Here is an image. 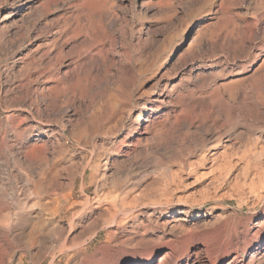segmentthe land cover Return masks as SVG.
Segmentation results:
<instances>
[{
  "label": "rangeland",
  "instance_id": "374dc122",
  "mask_svg": "<svg viewBox=\"0 0 264 264\" xmlns=\"http://www.w3.org/2000/svg\"><path fill=\"white\" fill-rule=\"evenodd\" d=\"M0 198V264H264V0H0Z\"/></svg>",
  "mask_w": 264,
  "mask_h": 264
},
{
  "label": "bare ground",
  "instance_id": "6f19581e",
  "mask_svg": "<svg viewBox=\"0 0 264 264\" xmlns=\"http://www.w3.org/2000/svg\"><path fill=\"white\" fill-rule=\"evenodd\" d=\"M58 34V33H57ZM56 39H53L52 41H51V43H52V45H54L55 43H56ZM50 54V53H49ZM63 58V55H62V53H61V51H59V52H57L56 54H55V56L52 58V59H50L49 60V63H48V69L50 70L53 66H54V64L56 63V62H59L61 59ZM52 90H54L55 91V87L54 88H52ZM51 90V91H52ZM57 90V89H56ZM50 92V91H49ZM57 92H59V91H57ZM61 92V91H60ZM51 93H53V92H51ZM56 100H57V98L56 99H52L50 102V105H51V107H53V106H55V104L57 103L56 102ZM5 135V134H4ZM7 135V134H6ZM31 156H32V152H30V151H27L26 152V155H25V160L26 161H28V160H30L31 159ZM13 163L14 162H16V160H13L12 161ZM17 164V163H16ZM18 165V164H17ZM87 166V165H86ZM41 182H43V181H41ZM38 184V183H37ZM40 184V183H39ZM38 184V185H39ZM35 186H36V184H34ZM71 185V184H70ZM41 186V185H40ZM42 186H45V185H42ZM38 187V186H37ZM46 187V186H45ZM24 189V188H23ZM34 189V188H33ZM41 189H42V187H41ZM45 189V188H44ZM43 190V189H42ZM68 198V197H67ZM67 204V203H66ZM86 205V204H85ZM73 206V205H72ZM8 207H7V204L3 201V198L1 199L0 198V210H4V209H7ZM132 210V209H131ZM132 216H134V215H132ZM134 218V217H133ZM0 222L1 223H5L6 225H8L7 223H9V216H7V214L6 215H3V216H1L0 217ZM11 222V221H10ZM117 224H119V222H117V219L116 218H112V220H111V222H110V226L112 227H114V226H116ZM5 225V226H6ZM59 226V223H57L56 224V227H53L52 229H51V233H48V237H50L52 240V243H51V245H52V247H58V253L59 254H63L65 251H67V250H70L72 247H67L66 248V245H67V243L65 242V241H63L64 239H61L59 236V234H61L62 232H59V234H58V232L56 231V229H60V228H57ZM71 226V225H70ZM264 226V221L263 220H260L259 222H255V224H254V227H257V228H262ZM60 227V226H59ZM9 230V229H8ZM60 230H62V227H61V229ZM5 231V230H4ZM57 232V233H56ZM138 234V233H137ZM43 236V235H42ZM45 236V235H44ZM62 236V235H61ZM134 236H136V233L134 232V231H131V235H130V237H132L131 239H134ZM138 236V235H137ZM47 237V238H48ZM94 238L96 237V235H94L93 236ZM43 239V238H42ZM108 239V238H107ZM136 239V238H135ZM141 239V238H140ZM260 241L261 240H258V245H257V247H256V250H259V248L260 247H258V246H260L259 244H260ZM145 243V241L143 240H141L139 243ZM143 243V244H144ZM147 243V242H146ZM8 248V247H7ZM4 249V248H3ZM207 249V248H206ZM264 249V248H263ZM72 250V249H71ZM8 250H6L5 251V253L7 252ZM3 253V252H2ZM0 254H1V251H0ZM263 256H264V253L262 254ZM88 257V256H87ZM87 257L85 258V260H87ZM97 256L95 255V254H91V256H89L88 257V259H90L91 261L90 262H93L94 260H95V258H96ZM98 259V258H97ZM257 260V259H256ZM82 261H79V263L78 264H83V262L81 263ZM153 262V260L152 259H150L149 261H147L145 264H151ZM212 262H215V259H212ZM51 264H55V262H54V260H52V262H51ZM97 264H112L111 263V261L110 260H108V259H105V258H99L98 260H97Z\"/></svg>",
  "mask_w": 264,
  "mask_h": 264
}]
</instances>
